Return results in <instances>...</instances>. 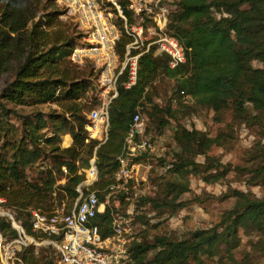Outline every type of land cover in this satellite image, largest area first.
Masks as SVG:
<instances>
[{
	"label": "trees",
	"instance_id": "16d2710c",
	"mask_svg": "<svg viewBox=\"0 0 264 264\" xmlns=\"http://www.w3.org/2000/svg\"><path fill=\"white\" fill-rule=\"evenodd\" d=\"M56 2L0 0V74L13 75L0 92V198L29 235H34L30 211L50 212L52 194L58 202L67 199L73 203L78 197L76 187L93 157L99 173L96 187L102 191L100 202L104 201L103 190L120 166L118 158L137 111L142 113L144 106L150 105L148 115L161 110L167 119L176 118L170 107L162 110L152 102L150 92L160 77L175 82L176 98L189 97L199 108L211 110L216 119L231 111L235 122L249 124L252 120V125L264 130V0H180L169 28L185 50V63L171 69L167 59L143 55L136 84L125 89V77L120 80L118 97L110 107L108 139L100 146L87 141L83 117L85 109L89 111L97 104L96 74L90 63L78 67L67 58L79 35L75 36V27L61 20L63 11ZM212 10L222 16L216 19ZM124 12L131 23L125 7ZM128 42L121 36L117 43L120 55ZM253 62L260 67L254 68ZM85 98L88 105L81 107L79 103ZM55 102L70 119L66 122L61 115V126L48 138L45 115L34 109ZM60 133L70 135L71 146L60 147ZM173 140L178 152L176 160L167 165L178 178L196 175L212 184L230 171L229 165L209 155L213 146L222 147L218 136L210 138L206 133L177 126ZM199 156L204 158L203 163L196 162ZM39 161L48 162L47 173L28 179L25 169ZM60 174L66 182L57 192L54 185ZM251 175L260 179L257 185H264V164ZM169 188L173 197L168 201H142L154 208L164 205L177 210L180 205L172 204L188 191V186L173 183ZM229 197L235 200L234 205L210 229L189 231L177 241L158 236L152 242H133L132 264H205L206 259L223 257L233 260L242 236H264V197L238 190ZM116 212L106 206L94 219L103 238L111 234ZM0 233L7 240L17 236L5 217H0ZM32 250L21 254L22 264H31ZM43 259L42 264H46Z\"/></svg>",
	"mask_w": 264,
	"mask_h": 264
},
{
	"label": "built area",
	"instance_id": "2783aa9c",
	"mask_svg": "<svg viewBox=\"0 0 264 264\" xmlns=\"http://www.w3.org/2000/svg\"><path fill=\"white\" fill-rule=\"evenodd\" d=\"M179 1L107 0L111 11L96 0H57L67 7L66 14L63 12L60 18L77 16L85 30L81 45L73 49L71 63L78 67L90 63L97 76L98 106L87 115V141H96L98 146L107 141L110 107L118 97L120 80L125 77L122 84L125 89L136 84L138 63L143 55L165 58L171 69L185 63V50L169 28L170 17ZM124 7L131 15V23L125 16ZM123 35L129 42L120 55L117 43ZM144 134L145 121L137 111L123 153L118 158L120 166L103 190V202L99 199L102 191L95 187L99 173L93 157L83 171L84 179L76 187L78 197L73 203L53 201L50 212L30 211V227L34 235L26 232L14 212H1L0 217L9 221L17 236L7 240L0 233V264H22L21 254L25 250L32 248L36 252L41 246L54 254L53 258L45 259L46 264H132L130 246L137 241L132 237L129 221L114 213L112 232L106 238L101 236L93 221L106 206L113 207L111 205L117 203V196L127 194L130 182L146 181L145 176H139L141 163L137 161L152 150ZM165 166L164 171L169 167ZM3 203L5 200L0 198V204Z\"/></svg>",
	"mask_w": 264,
	"mask_h": 264
},
{
	"label": "rangeland",
	"instance_id": "374dc122",
	"mask_svg": "<svg viewBox=\"0 0 264 264\" xmlns=\"http://www.w3.org/2000/svg\"><path fill=\"white\" fill-rule=\"evenodd\" d=\"M96 1L103 6L106 5L108 10H111L107 5V0ZM56 4L66 14L67 7L57 2ZM212 15L216 19L222 16L214 10H212ZM78 19L77 16L61 18L63 22H69L72 28L75 27V36L79 35L74 48L81 45L85 31ZM114 20L116 19L114 18ZM73 49L68 53L67 58L69 60H71ZM252 66L257 68L260 67V64L253 62ZM12 76L11 73L0 74V92L12 79ZM96 78L97 76L94 86ZM174 86V81L160 77L153 84L150 95L153 104H158L160 109L170 107L175 112V119H167L165 112L161 110L153 116L148 115L147 112H150L151 109L150 105L144 106L145 108L141 113L145 121L144 136L151 144L152 149L151 154L149 152L144 157L137 159L141 163L139 176H145L146 181L138 184L130 182L127 194L117 196V203L111 205L117 209L116 213L129 221L128 227L131 229L132 237L138 242H152L158 236L177 241L189 231L210 229L219 223L221 215L234 205L235 200L229 197L233 190L251 193L257 198L264 197V185H257L260 179H253L251 175L253 170L264 164V130L252 125L254 123L252 120L249 124L235 122L231 111H225L216 119L211 110L199 108L189 97L176 98ZM87 96L89 97V94H85V97ZM86 101H88L87 98L79 103L81 107L84 104L88 105L85 103ZM97 106L98 102L91 110H84L85 115L83 117L86 124L89 122L87 115ZM34 110L45 115L43 120L49 128L48 138L53 137L52 132L61 126L60 124L63 122L61 115L65 116L66 122H69L70 119V115L65 114L56 102L40 106ZM255 115L256 113L253 112L252 116ZM177 126L206 133L210 138L217 136L220 138L222 147L213 146L209 155L218 158L222 164L230 166V171L223 180L209 184L203 182L196 175H189L187 179L178 178L170 172L169 167L164 171L166 169L165 164H171L176 160L175 154L178 149L173 140V135ZM69 138L71 140L69 146H71L70 135L60 133L59 145L61 148L69 147L66 146L70 142ZM196 162L203 163L204 158L199 156L196 158ZM48 167L49 164L46 161L36 162L25 169V175L31 179L41 172L46 174ZM63 175H58L60 180L54 185V190L57 192L59 186H63L66 182ZM173 183L188 186V191L182 193L177 202L172 204L173 207L180 205L177 210L164 207V205L154 208L142 201L144 199H159V203H161L164 200H170L173 193L169 187ZM51 198L50 206L53 205V201L58 202L55 194H52ZM63 201L70 203V200L67 201V199ZM3 211H8L5 203L0 204V213ZM33 251L30 252L31 259L29 260L31 262L26 260L31 264H42L44 257H48V259L54 257L52 251L44 246L38 247L36 252ZM233 260L225 257L222 259L213 258L206 259L205 264H264V236L255 233L250 236H242L239 247L233 251Z\"/></svg>",
	"mask_w": 264,
	"mask_h": 264
},
{
	"label": "crops",
	"instance_id": "0c3cea01",
	"mask_svg": "<svg viewBox=\"0 0 264 264\" xmlns=\"http://www.w3.org/2000/svg\"><path fill=\"white\" fill-rule=\"evenodd\" d=\"M69 140H70V138H69ZM70 143H71V140H70L69 144H67L66 146H69V145H70Z\"/></svg>",
	"mask_w": 264,
	"mask_h": 264
}]
</instances>
